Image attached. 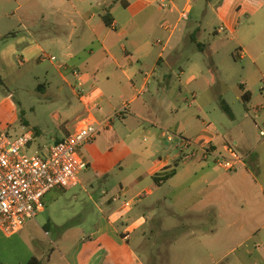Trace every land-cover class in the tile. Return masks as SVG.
Here are the masks:
<instances>
[{"label": "crops", "instance_id": "1", "mask_svg": "<svg viewBox=\"0 0 264 264\" xmlns=\"http://www.w3.org/2000/svg\"><path fill=\"white\" fill-rule=\"evenodd\" d=\"M239 4L241 2L237 3L240 8L245 5L244 2ZM13 5L16 9H12ZM193 10V0H0V30L3 32H0V41L13 37L16 43L13 47L30 55L41 53L42 59L49 57L52 62L58 61L59 75L65 82L72 86L69 82L72 77L79 86L81 83L87 98L77 95L83 110L67 124L65 137L75 131L78 120L89 112L101 128H108L110 118L126 108L118 119L125 127L132 128L135 119L144 118L142 114L146 109L158 120L166 115L167 109L176 111L179 116L180 112L166 103L167 95L172 92L175 68L181 70L180 84L184 91L188 92L199 81L200 64L185 55L189 47L185 42L186 33L176 32L183 22L185 31L189 28ZM223 12L222 9L215 11L221 25L214 27V34L232 30V23ZM106 16L111 25L106 24ZM13 20L19 24L16 29ZM173 22L175 25L171 27ZM194 36L187 38L197 47L202 45L198 49L203 51L204 45ZM47 50H53L56 55H46ZM52 57L56 60H51ZM185 66L190 70L186 79L181 78L187 74ZM217 70L210 68V73L214 75ZM75 71L80 72V77L74 75ZM215 83L213 78L204 83V90L213 95L202 99L201 104L198 102V115L185 117L184 132L191 139L205 140L218 153L226 145L234 144L237 148L240 144L239 139L232 136L234 130L243 136L249 134L251 128L247 124L250 111L240 122L226 95L216 90ZM155 84L163 101L153 97L148 103L143 97ZM73 89L76 93L77 87ZM245 92L243 90L241 98ZM182 93L180 89L179 95ZM190 93L194 101L200 98L196 91ZM218 103L227 104L232 114V117L226 114L230 124L226 123L224 129L208 119L203 107ZM255 112L264 114V106H256ZM257 117L261 118L258 114ZM253 127L260 132L257 122ZM34 132L38 139L40 132ZM167 134V131L162 132L161 137L166 138ZM168 141L173 138L169 137ZM199 152L201 156L197 159L169 155L153 162L145 173L153 187L137 192L131 199L142 195L138 201L143 204L145 196L156 195L165 188L163 198L159 196L157 202L164 201L168 210L177 206L183 207L184 213H193L194 228H211L212 233H209L214 238L208 244L219 249L222 259L234 256V264H264V141L251 147L244 145L240 155L245 158V165L237 171L219 167L215 153L205 159L202 151ZM172 171L175 175L170 179L154 181L155 177L161 179L162 174ZM141 178L142 175L138 180L143 182ZM131 192V188H122L120 196L130 200L127 196ZM122 202H114L112 198L106 208H89L91 215L84 218L90 224L89 230L84 231L85 225L75 227L76 238L70 246L63 247L67 254H62L56 246L47 264H145L138 250L145 243L143 235L149 219L141 214L132 216L135 210L120 211ZM157 202L152 204L153 210L144 206L149 209L150 217L154 215ZM68 221L71 219H55L53 225L63 228ZM61 238L63 240V236ZM241 249L243 253L238 255Z\"/></svg>", "mask_w": 264, "mask_h": 264}, {"label": "rangeland", "instance_id": "2", "mask_svg": "<svg viewBox=\"0 0 264 264\" xmlns=\"http://www.w3.org/2000/svg\"><path fill=\"white\" fill-rule=\"evenodd\" d=\"M238 2H244L245 5L240 8ZM210 3L211 6L208 7ZM193 6L189 28L185 31L183 22L176 28V32L186 33L185 42L189 47L185 55L191 56L195 63L200 64L202 72L199 81L186 92L180 84L181 70L174 69L172 92L167 95L166 103L173 105L180 112L179 116L176 111L167 109L166 115L158 120L146 109L142 114L144 118L135 119L134 126L127 128L118 119L126 108L119 110L107 122L109 127L101 128L95 140L82 147V154L90 165L80 175L81 184L69 189L57 188L50 191L44 199L45 208L35 220L15 234L0 233L1 264H26L33 257L40 260L41 264H47L56 246L62 254H67L63 247L70 246L76 238L77 231L74 228L85 225L84 231L89 230L90 224L84 220L91 215L89 208L108 207V200L121 198L122 188H131L132 194L127 196L131 199L137 192L153 187V182L145 173L160 158L181 155L177 147L179 138L191 139L184 132L187 120L185 117L198 115V102L201 104L202 99L206 100L213 95L204 90L203 85L207 80L213 78L216 90L226 95L240 122L250 111L247 124L251 132L242 136L234 130L232 134L240 141L237 152L240 154L244 145L251 147L263 140L253 126L257 122L261 128L264 127V114L255 112L256 106H264V0H193ZM16 7L13 5L12 9ZM220 9L222 12L225 9L223 13L232 23V30L214 34V27L221 25L215 14ZM12 22L14 29L19 27L16 20ZM174 25L175 22L171 27ZM0 32L3 33L2 30ZM191 34L204 45L203 51L187 38ZM14 41L13 37L0 41V126L14 137L38 130L40 136L35 146L49 148L65 137L67 124L72 123L83 110L78 97L81 93L79 83L70 77L71 86L60 77L58 61L52 62L49 57L42 59L41 53L27 54L21 48L13 47L16 44ZM45 53L56 55L53 50ZM241 54H244L242 59ZM210 68H217V73H210ZM184 69L187 74L181 78L186 79L190 76V70L186 66ZM74 87L78 89L76 93ZM156 88V84L153 85L143 99L148 103H151L150 98L153 97L163 101L162 93H158ZM180 89L183 90L181 95ZM191 90L199 93L200 100H193ZM243 90L252 94V100L248 103L240 97ZM203 107L208 119L220 129H224L226 123L230 124L220 103ZM196 123L199 124V120ZM166 131L167 137L162 138L161 133ZM169 137L173 141H168ZM141 175L140 180L143 182L138 180ZM164 191L165 188H162L156 195L145 196L144 203L139 204L137 201L130 211L135 210L132 213L134 217L141 214L149 219L143 235L145 243L138 250L143 262L234 264V256L222 259L219 249L208 244L214 238L210 234L211 228L192 227L196 221L193 213H184V208L177 206L168 210L164 201L157 202L159 196L163 198ZM156 202V210L150 217L149 209L144 206L153 210L155 208L152 204ZM55 219L71 221L58 229L53 225ZM241 253L243 249L238 255Z\"/></svg>", "mask_w": 264, "mask_h": 264}, {"label": "built area", "instance_id": "3", "mask_svg": "<svg viewBox=\"0 0 264 264\" xmlns=\"http://www.w3.org/2000/svg\"><path fill=\"white\" fill-rule=\"evenodd\" d=\"M74 75L80 77V72L75 71ZM79 90L80 98H87L81 83ZM100 129L101 126L90 117L89 112L78 120L74 132L48 148L35 146L37 139L34 131L14 137L0 126V233L15 234L35 220L45 208L44 199L50 191L80 184V175L89 167L81 149L95 140ZM259 133L264 140V127ZM179 140L177 147L184 158L197 159L201 156L199 151H202V158L205 159L215 153L217 165L227 171H237L245 165V158L237 152L234 144L226 145L223 151L217 153L200 138ZM142 197L123 200L119 210L130 211ZM113 201L121 199L116 197Z\"/></svg>", "mask_w": 264, "mask_h": 264}, {"label": "trees", "instance_id": "4", "mask_svg": "<svg viewBox=\"0 0 264 264\" xmlns=\"http://www.w3.org/2000/svg\"><path fill=\"white\" fill-rule=\"evenodd\" d=\"M104 20H105V22H106V24H108V25H111V20H110V18L109 17H105L104 18ZM197 43V42H196ZM198 47L199 48H201V47H203L202 45H200V44H198ZM0 81H1V75H0ZM243 101L245 102V103H248L249 101H250V99H251V94L249 93V92H245L244 93V95H243ZM222 109L224 110V112L228 115V116H230V117H232V114H231V110H230V108L227 106V104H223L222 105ZM163 176H160L161 177V179H159L158 177H155L154 178V181L155 182H159L160 180H167V179H170L171 177H173L174 175H175V171H172V172H170V173H165V174H162ZM28 264H41V261L40 260H38L37 258H33V259H31L30 260V262L28 263Z\"/></svg>", "mask_w": 264, "mask_h": 264}]
</instances>
